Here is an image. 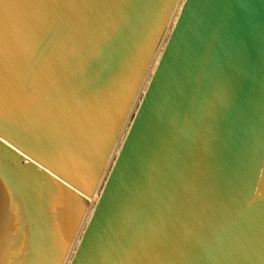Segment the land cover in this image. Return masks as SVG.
<instances>
[{
	"label": "water",
	"instance_id": "obj_1",
	"mask_svg": "<svg viewBox=\"0 0 264 264\" xmlns=\"http://www.w3.org/2000/svg\"><path fill=\"white\" fill-rule=\"evenodd\" d=\"M0 264H264V0H0Z\"/></svg>",
	"mask_w": 264,
	"mask_h": 264
}]
</instances>
